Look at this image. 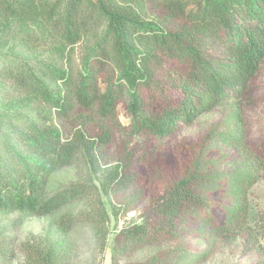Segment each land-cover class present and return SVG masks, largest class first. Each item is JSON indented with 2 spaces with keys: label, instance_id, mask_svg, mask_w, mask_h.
I'll return each instance as SVG.
<instances>
[{
  "label": "trees",
  "instance_id": "16d2710c",
  "mask_svg": "<svg viewBox=\"0 0 264 264\" xmlns=\"http://www.w3.org/2000/svg\"><path fill=\"white\" fill-rule=\"evenodd\" d=\"M151 7L164 16L150 17ZM0 13L30 31L20 38L22 47L0 50V212L53 215L69 202L85 201L81 212L54 218L63 233L91 223L104 238L109 219L104 198L132 185L129 162H101L112 139L105 122L117 119L119 102L126 103L136 130L164 139L242 96L264 64V0H0ZM171 22L179 27H168ZM34 27L46 29L44 47L28 45L33 32L28 29ZM93 33L92 42L77 51ZM174 62L179 67L174 78L159 83L158 75ZM166 88L179 97L176 103L147 105L143 89ZM17 99L26 106L3 108L5 100ZM91 121L99 123L97 135L85 127ZM244 141L239 123L225 132L210 131L189 172L152 201L150 218L120 229L115 250L130 254L176 241L189 230L191 217L208 208L209 193L218 191L222 180L229 196L223 223L202 218L198 228L206 234L209 227L216 236L241 221L255 177L244 170L229 176L210 171L209 153ZM63 168H72L76 178L50 193L52 177ZM138 200L130 194L121 209L112 204V213H127ZM212 246L199 252L165 249L139 264H194L206 260ZM18 256L19 264L72 261L61 241L32 236L17 244L0 232V264Z\"/></svg>",
  "mask_w": 264,
  "mask_h": 264
},
{
  "label": "rangeland",
  "instance_id": "374dc122",
  "mask_svg": "<svg viewBox=\"0 0 264 264\" xmlns=\"http://www.w3.org/2000/svg\"><path fill=\"white\" fill-rule=\"evenodd\" d=\"M147 14L153 18L164 16L163 11L152 7ZM167 26L179 27V23L171 22ZM28 30L33 31L31 38L27 39L30 47H44L48 43L46 29L34 27ZM28 32L16 28L0 13V50H9L14 44L22 47L23 43L19 40ZM95 35L84 37L77 45V51L89 45ZM178 68L175 62L166 66L158 75L159 83L167 84ZM142 92L147 105L151 107L176 103L179 98L168 88L163 92L153 89H143ZM26 104V101L17 99L5 100L2 106L10 111L22 109ZM237 123L245 131V141L240 147L215 146L209 153L212 160L209 170L228 176L244 170L255 177V182L246 193V216L216 236L210 233L209 227L206 234L200 232L198 227L202 218L216 226L223 223L229 196L225 189L226 181L222 180L219 190L209 193L211 202L208 208L191 217L189 230L179 239L169 244L146 245L130 254L116 251L120 229L150 218L152 201L189 172L196 149L208 133L228 131ZM105 124L111 129L112 139L101 162L105 166L129 162L128 171L132 181L127 190L112 194L111 199L104 198L109 213L106 236H99L91 223H78L67 233L57 229L53 224L54 218L66 213H79L87 208L85 201H72L53 215L23 216L20 212H0V232L4 237L15 238L17 244L32 236L61 241L70 249L71 264H139L165 249L184 247L191 252H199L212 244L209 257L194 264H264V64L242 96L221 103L201 115L191 126H181L177 133L167 138L136 130L125 102L118 103L117 119ZM85 127L92 136L100 132L99 123L87 122ZM75 178L72 168L61 169L52 177L50 193L64 188ZM130 194H137L139 200L127 213L118 210L116 217L112 213V204L121 209ZM20 261L21 256H18L10 264H19Z\"/></svg>",
  "mask_w": 264,
  "mask_h": 264
}]
</instances>
